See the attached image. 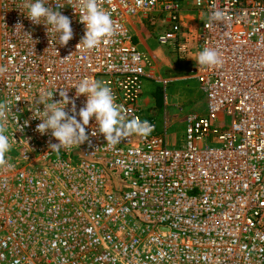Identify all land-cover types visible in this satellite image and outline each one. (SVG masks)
<instances>
[{
	"label": "built area",
	"instance_id": "1",
	"mask_svg": "<svg viewBox=\"0 0 264 264\" xmlns=\"http://www.w3.org/2000/svg\"><path fill=\"white\" fill-rule=\"evenodd\" d=\"M24 2L0 0V101H12L19 124L29 120L23 131L8 126L0 264H264V0H99L115 32L91 50L76 47L85 32L77 0H46L71 20L67 45L43 19L33 24ZM217 10L225 19L210 21ZM137 19L162 28L158 42L206 89L207 113L184 115L183 147L168 146L166 127L140 105L145 78L163 88L173 79L134 42ZM204 48L223 63L197 64ZM85 77L153 131L109 146L90 135L92 118L89 142L48 149L58 141L36 131L30 108L69 87L78 112L86 97L70 86Z\"/></svg>",
	"mask_w": 264,
	"mask_h": 264
},
{
	"label": "clouds",
	"instance_id": "2",
	"mask_svg": "<svg viewBox=\"0 0 264 264\" xmlns=\"http://www.w3.org/2000/svg\"><path fill=\"white\" fill-rule=\"evenodd\" d=\"M140 2L141 0H137V4ZM77 4L80 8L79 20L85 25L84 35L77 44V49L82 47L85 50H91L102 42H107V39L111 38L115 32L111 12L101 8L99 0H77ZM57 7L58 10L53 11L51 7L46 6V0H25L21 5V8L26 10L25 16L33 24L39 25L43 19L45 22L42 24L45 25L48 36L49 31L58 33V43L67 45L73 38L71 20L59 11L64 7L63 5ZM209 19L222 21L225 17L223 12L217 10L211 13ZM196 62L209 67L223 63L218 51L214 48H204L200 51ZM3 71L5 69L0 68V72ZM70 87L75 88L76 97L80 95L86 97L84 106L80 107L78 112L75 100L68 95L69 87L59 91L61 99L56 101L53 100L54 92H42L41 97L35 101L36 107L30 108L31 118L40 121L36 125V131L41 135L50 131L51 136L58 141V143L49 142L48 149L59 152L61 148L67 149L73 145L80 146L89 142L90 136L86 127L89 126L92 118L95 119L97 127L93 128L90 135L103 134L109 146H115L129 135L137 134L146 137L153 131L154 126L147 120H140L137 117L129 118L124 105L116 103L112 89L102 82L85 77ZM15 100L17 103L21 97L16 96ZM40 104H43V110L39 108ZM69 104H71V115L65 111ZM12 108L11 100L0 101V167H13L7 159V154L12 149V141L8 135L10 119L18 125L16 131H23V128L29 124V120H25L23 125L19 124V118L14 115Z\"/></svg>",
	"mask_w": 264,
	"mask_h": 264
},
{
	"label": "rangeland",
	"instance_id": "3",
	"mask_svg": "<svg viewBox=\"0 0 264 264\" xmlns=\"http://www.w3.org/2000/svg\"><path fill=\"white\" fill-rule=\"evenodd\" d=\"M138 29L131 32L136 31L143 42L146 39L144 49H149V54L158 61V74L173 79L168 82L165 88L150 78L144 79L143 98L140 99V105L145 113L152 114L159 119V123L162 126L166 127L168 146L183 147L184 115L188 111L198 112L203 115L207 113L206 89L202 88L195 78L189 76L188 62L176 60L171 48L158 42L157 36L162 31L160 26H149L150 35H148L146 30L140 32ZM143 32L147 36H143ZM133 36L138 43L135 33ZM139 48L142 47L139 46ZM192 56L191 54L190 57ZM152 96L153 99L160 102H155V104L151 102ZM147 97H149L150 102L145 106L144 100Z\"/></svg>",
	"mask_w": 264,
	"mask_h": 264
},
{
	"label": "crops",
	"instance_id": "4",
	"mask_svg": "<svg viewBox=\"0 0 264 264\" xmlns=\"http://www.w3.org/2000/svg\"><path fill=\"white\" fill-rule=\"evenodd\" d=\"M137 20H139L140 22H135V23H133V26H131V31H134L135 29H138L140 32H142V31H144V30H146L147 32H148V35H150V33H149V24H148V22L145 20V19H143L142 21L140 20V19H137ZM146 25V26H145ZM148 27V28H147ZM134 33H135V35H136V37H137V40H138V43L135 41V37L133 36V40H134V42L137 44V46L139 47V46H141L142 48H139L141 51H143L144 53H146L147 55H149V49L147 50V49H144V46H146V44H145V40H144V42L142 41V39H140L139 38V36H138V34L136 33V31L135 32H132V34L134 35ZM143 36L145 35V36H147V34L145 33V32H143V34H142ZM142 38V37H141ZM158 71H159V67H157V70H156V72L158 73ZM145 79H149V78H145ZM142 94H143V92H142ZM143 97L141 96V99H142ZM149 97H147L145 100H144V104H145V106L147 105V104H149ZM151 102H153L154 104H155V102L156 103H158L157 102V100L156 99H153V96H152V98H151ZM151 107H153L152 105H151ZM147 114H149V113H147Z\"/></svg>",
	"mask_w": 264,
	"mask_h": 264
},
{
	"label": "trees",
	"instance_id": "5",
	"mask_svg": "<svg viewBox=\"0 0 264 264\" xmlns=\"http://www.w3.org/2000/svg\"><path fill=\"white\" fill-rule=\"evenodd\" d=\"M157 102H160V101H157ZM160 104V103H159Z\"/></svg>",
	"mask_w": 264,
	"mask_h": 264
}]
</instances>
